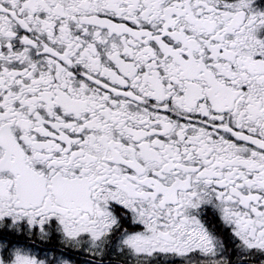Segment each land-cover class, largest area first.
Returning a JSON list of instances; mask_svg holds the SVG:
<instances>
[{
    "label": "snow or ice",
    "instance_id": "6c2138e0",
    "mask_svg": "<svg viewBox=\"0 0 264 264\" xmlns=\"http://www.w3.org/2000/svg\"><path fill=\"white\" fill-rule=\"evenodd\" d=\"M0 264H264V0H0Z\"/></svg>",
    "mask_w": 264,
    "mask_h": 264
}]
</instances>
